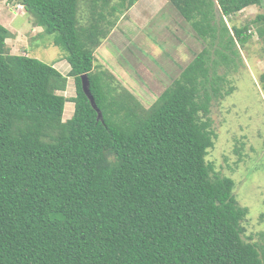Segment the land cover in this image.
Returning a JSON list of instances; mask_svg holds the SVG:
<instances>
[{
    "label": "trees",
    "instance_id": "obj_1",
    "mask_svg": "<svg viewBox=\"0 0 264 264\" xmlns=\"http://www.w3.org/2000/svg\"><path fill=\"white\" fill-rule=\"evenodd\" d=\"M6 1L57 33L69 71L11 53L0 24V264H264V245L242 238L233 179L205 160L211 103L233 90L217 66H234L250 37L223 17L262 6L250 23L264 51V0H170L205 46L146 109L93 70L111 16L138 0ZM67 77L70 98L57 93ZM258 81L264 90V71Z\"/></svg>",
    "mask_w": 264,
    "mask_h": 264
},
{
    "label": "rangeland",
    "instance_id": "obj_2",
    "mask_svg": "<svg viewBox=\"0 0 264 264\" xmlns=\"http://www.w3.org/2000/svg\"><path fill=\"white\" fill-rule=\"evenodd\" d=\"M81 3L79 12L84 25L88 10L87 3ZM261 12L262 6L250 5L223 17L230 30L247 25L250 37L243 46L236 44L239 55L233 57L234 66H217V72L227 77L224 87L233 90L211 103L215 138L205 160L220 176L233 179L237 203L248 208L241 223L242 238L264 245V221L259 218L264 213V90L258 81L264 71V51L263 41L250 23ZM219 16L217 12L216 20ZM111 17L117 20L94 49L93 70L107 71L118 92L126 89L146 109L205 42L194 34L170 0H138L128 10L115 12ZM0 24L10 33L6 46L11 53L27 54L67 75L65 51L54 43L57 33H45L21 5L0 0ZM66 80L65 90L57 93L70 98L75 94L74 79ZM72 111L73 102L66 101L62 119Z\"/></svg>",
    "mask_w": 264,
    "mask_h": 264
},
{
    "label": "water",
    "instance_id": "obj_3",
    "mask_svg": "<svg viewBox=\"0 0 264 264\" xmlns=\"http://www.w3.org/2000/svg\"><path fill=\"white\" fill-rule=\"evenodd\" d=\"M81 88H82L83 92L85 93V95L88 97L92 107L96 109V105L94 103L93 97L89 92L88 81H87L85 74L81 76ZM97 115H98V117H100V112L98 110H97Z\"/></svg>",
    "mask_w": 264,
    "mask_h": 264
}]
</instances>
